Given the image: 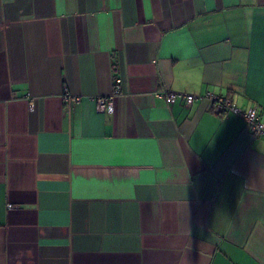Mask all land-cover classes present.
<instances>
[{
  "label": "crops",
  "instance_id": "0c3cea01",
  "mask_svg": "<svg viewBox=\"0 0 264 264\" xmlns=\"http://www.w3.org/2000/svg\"><path fill=\"white\" fill-rule=\"evenodd\" d=\"M159 90L264 119V0H0V264H264V136Z\"/></svg>",
  "mask_w": 264,
  "mask_h": 264
},
{
  "label": "built area",
  "instance_id": "2783aa9c",
  "mask_svg": "<svg viewBox=\"0 0 264 264\" xmlns=\"http://www.w3.org/2000/svg\"><path fill=\"white\" fill-rule=\"evenodd\" d=\"M156 97L164 98L168 102H174L177 99H183L189 105L197 98H205L209 101L210 109L216 114L234 113L240 116L246 125L247 130L253 137L264 136V119H260L255 106L246 109L240 108L232 103L231 99L225 95H217L212 92H206L203 97H197L193 94L178 93L173 91L159 90L155 93ZM80 100L79 96L72 95L67 90L63 93V101L67 103H76ZM98 112H111L113 110V94L109 96H98L94 99ZM30 109H33V102L30 103ZM8 206H12L9 204Z\"/></svg>",
  "mask_w": 264,
  "mask_h": 264
}]
</instances>
